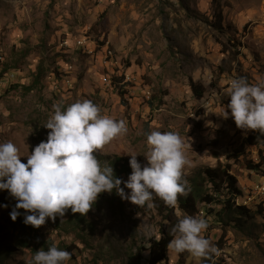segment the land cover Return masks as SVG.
<instances>
[{
    "label": "rangeland",
    "instance_id": "rangeland-1",
    "mask_svg": "<svg viewBox=\"0 0 264 264\" xmlns=\"http://www.w3.org/2000/svg\"><path fill=\"white\" fill-rule=\"evenodd\" d=\"M2 70L0 143L11 141L21 162L46 141L50 130L43 125L53 105L77 100H91L101 115L126 122V134L96 152L112 162L130 161L134 153L143 166L147 134L177 132L188 161L183 178L230 164L242 191L236 204L251 216H219L220 202H199L208 224L201 235L220 255L209 260L168 249L162 264H264V194L255 192L264 184V142L252 145L249 136L260 131L240 129L230 114L222 115L230 113L226 88L232 79L264 83V0H0ZM191 81L205 87L203 98ZM256 164L261 167L250 168ZM206 192L223 201L226 183L219 195L206 181ZM1 200L0 264H30L37 250H46L39 240L70 252L67 264H147V252L141 261L135 255L138 247L170 234L184 216L178 202L168 206L155 194L151 207H140L115 191L103 192L86 215L69 210L47 218L37 240L8 228L9 203L16 200L0 190Z\"/></svg>",
    "mask_w": 264,
    "mask_h": 264
},
{
    "label": "clouds",
    "instance_id": "clouds-1",
    "mask_svg": "<svg viewBox=\"0 0 264 264\" xmlns=\"http://www.w3.org/2000/svg\"><path fill=\"white\" fill-rule=\"evenodd\" d=\"M226 93L230 113L224 109L222 115L227 118L230 114L240 129L264 133V83L250 84L244 77L235 78ZM53 109L43 125L50 130L47 139L33 148L26 163L21 162L19 150L11 141L0 143V190H8L17 201L10 212L13 221L21 215L20 209L25 210L24 223L36 228L47 218L63 217L68 209L86 215L99 194L113 190L121 199L140 207H151L154 194L168 206H175L178 196L186 194L183 169L188 161L179 133L153 130L147 134V164L142 166L137 154L129 153L132 171L122 181L112 164H101L96 152L126 134V122L101 115L100 108L87 99L67 107L53 105ZM207 227L204 217L184 215L172 225L167 248L177 253L186 251L196 258L219 256L218 248L201 235ZM70 259V252L53 244L47 250H37L30 264H67Z\"/></svg>",
    "mask_w": 264,
    "mask_h": 264
},
{
    "label": "trees",
    "instance_id": "trees-1",
    "mask_svg": "<svg viewBox=\"0 0 264 264\" xmlns=\"http://www.w3.org/2000/svg\"><path fill=\"white\" fill-rule=\"evenodd\" d=\"M219 24L220 28H222V15H219ZM4 70L0 71V80L4 76ZM39 78H36L35 81H33V84L29 88L31 90L33 86L39 83ZM35 85V86H36ZM191 88L193 93L196 95L197 98H203L205 93V87L197 82L191 81ZM127 91L123 90L121 93V96L124 97ZM125 102V105H127V102ZM249 142L252 145H257L259 142H264V133L258 132L255 135L249 136ZM97 159L104 164L105 162L112 164V167L114 169V174L120 178L122 181L125 180L124 176L130 175L132 169L130 167L129 161H125L122 159H116L112 162L111 158L104 157L101 155H97ZM261 164H256L251 166V169H257L260 168ZM231 165L230 164H222L221 162H218V165L215 167L205 166L201 168L198 172L197 176L190 177L187 181L186 186V194L179 195L178 196V205L181 211L184 215H192V216H199L200 209H199V202H204L205 204H211L213 202H220L221 208L218 212H216L217 215L222 216L224 213L228 215H238L241 216H251L250 215V209L244 205H237L236 199L241 196L242 191L238 187V179L237 177L230 172ZM264 175V172H262ZM206 181H211V183L214 186V189L217 194L221 193V187L223 184L226 183V190H227V198L223 201L218 200L213 195L208 194L207 192L204 194V185ZM121 187H123V183L121 184ZM115 191V190H113ZM1 200L0 202H2ZM17 201H13L9 203L10 209L12 210L15 206ZM70 209L66 210L67 212ZM21 215L17 217L15 221L11 220V225H9V229L14 230H22L23 233H26L28 235V238L34 237L35 239L39 240V230H37L36 227H33L31 225H27L24 223V214L25 210L20 209L19 210ZM207 212L209 214H212L215 212L214 209H207ZM238 219V217H235ZM240 220V219H239ZM25 238V237H24ZM24 238H18L17 242L18 244H22L25 246L30 247L29 243L25 242ZM172 239V235L169 234L166 231H163L160 235V237L153 236L149 238L147 244L141 245L138 247V251L136 252V256H138V260L141 261L143 259V252L148 253V257L146 259L147 264H162L168 262V248L167 244ZM41 244H44V249H48L51 244L44 243L43 241H38ZM3 245V244H2ZM0 245V262H1V255H3V249L1 250Z\"/></svg>",
    "mask_w": 264,
    "mask_h": 264
},
{
    "label": "built area",
    "instance_id": "built-area-1",
    "mask_svg": "<svg viewBox=\"0 0 264 264\" xmlns=\"http://www.w3.org/2000/svg\"><path fill=\"white\" fill-rule=\"evenodd\" d=\"M76 44H77V47H78V46L81 47V46L84 45V44H78V40H76ZM68 46H70L69 43H68ZM257 190H264V188H257V187H255V192H256Z\"/></svg>",
    "mask_w": 264,
    "mask_h": 264
},
{
    "label": "bare ground",
    "instance_id": "bare-ground-1",
    "mask_svg": "<svg viewBox=\"0 0 264 264\" xmlns=\"http://www.w3.org/2000/svg\"><path fill=\"white\" fill-rule=\"evenodd\" d=\"M62 44H63V45L66 44V45H67L66 42H65V43H62ZM260 188H264V184H263ZM259 193H260V194H264V190H259Z\"/></svg>",
    "mask_w": 264,
    "mask_h": 264
}]
</instances>
